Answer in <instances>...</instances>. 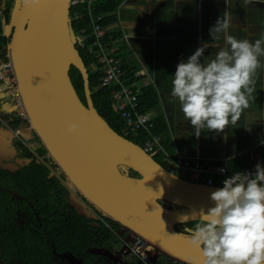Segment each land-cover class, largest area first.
Wrapping results in <instances>:
<instances>
[{
	"label": "water",
	"instance_id": "1",
	"mask_svg": "<svg viewBox=\"0 0 264 264\" xmlns=\"http://www.w3.org/2000/svg\"><path fill=\"white\" fill-rule=\"evenodd\" d=\"M71 0H22L8 48L17 91L34 132L79 197L121 229L180 264H204L176 230L215 206L207 187L184 180L118 135L97 113L88 70L71 32ZM82 75L86 107L70 79ZM72 123L79 125L68 132ZM131 170L141 178L122 172ZM164 201L177 211L165 207Z\"/></svg>",
	"mask_w": 264,
	"mask_h": 264
},
{
	"label": "trees",
	"instance_id": "2",
	"mask_svg": "<svg viewBox=\"0 0 264 264\" xmlns=\"http://www.w3.org/2000/svg\"><path fill=\"white\" fill-rule=\"evenodd\" d=\"M123 1L98 0L94 12L102 15L103 27L107 28L117 21V10ZM21 2L22 0H0V63L8 62V48ZM70 27L71 31L74 30L79 35L75 47L88 69L93 65V59L88 54L89 41L85 40L92 30L90 17L85 13L82 20L71 22ZM82 30L86 31L85 34H82ZM122 71L123 86L130 87L139 82V78L135 77L137 71L134 69H127L122 63ZM88 75L94 107L118 135L144 149L148 141L169 131L166 117L158 115L152 117L154 125L150 130H141L134 136L125 128L115 110L111 97L114 88H103L100 74L95 73L91 77L88 71ZM70 79L79 99L86 107L83 78L74 67L71 68ZM138 101V113L150 114L160 106L154 87L142 89ZM26 127H29L28 122L19 116L12 96L10 97L8 92L0 93V128L5 129L10 148L18 149V155L25 161L17 170L0 167V264H71L67 256L81 264H95L99 261L104 263V260L110 264H142L132 256L116 257V247L120 245V241L114 230L121 227L105 216L98 218L88 206L80 203L78 193L69 185L58 166L52 159L45 158L48 152L34 132L31 142L33 138L36 141L32 147L22 138L15 136L18 130ZM162 147L164 153L153 159L169 170L164 162L166 155L175 160L178 158L174 157V149L168 141H163ZM258 151L264 166V146ZM218 165L227 168L228 175L222 178L224 180L236 172L255 171L251 154ZM122 172L133 178H141L139 174L128 169ZM218 179L220 178L215 182ZM160 203L170 209L187 211L168 205L164 201ZM198 222L200 221L179 224L176 230L189 235L184 229L194 228ZM156 264L180 263L164 257Z\"/></svg>",
	"mask_w": 264,
	"mask_h": 264
},
{
	"label": "crops",
	"instance_id": "3",
	"mask_svg": "<svg viewBox=\"0 0 264 264\" xmlns=\"http://www.w3.org/2000/svg\"><path fill=\"white\" fill-rule=\"evenodd\" d=\"M225 13L230 22L228 35L252 42L264 39V0H124L118 7L117 21L107 27L114 37L111 52L127 69L137 71V87L156 89L160 106L150 115L166 117L169 131L161 136L162 143H170L175 158L200 159L217 165L247 154L254 162L260 158L258 150L264 146V57L260 58L262 67L257 70L248 108L224 132L205 129L197 138L179 100L171 94L181 60L186 61L207 43L209 47L201 57L203 63L205 58H214L219 47L224 46V33L219 34L218 47L211 46L210 30ZM18 131L24 136L27 131L32 139L27 128ZM167 157L164 162L173 171Z\"/></svg>",
	"mask_w": 264,
	"mask_h": 264
},
{
	"label": "clouds",
	"instance_id": "4",
	"mask_svg": "<svg viewBox=\"0 0 264 264\" xmlns=\"http://www.w3.org/2000/svg\"><path fill=\"white\" fill-rule=\"evenodd\" d=\"M229 18L225 13L211 28L212 47H218L224 33V46L214 58L201 62L209 44L196 49L177 65L172 80V96L195 128L224 132L235 125L248 108L254 91L257 70L262 67L264 39L254 42L228 35ZM79 125L72 123L68 132ZM215 206L201 212L194 228H185L188 243L199 249L204 264H264V166L252 172H236L211 193Z\"/></svg>",
	"mask_w": 264,
	"mask_h": 264
},
{
	"label": "built area",
	"instance_id": "5",
	"mask_svg": "<svg viewBox=\"0 0 264 264\" xmlns=\"http://www.w3.org/2000/svg\"><path fill=\"white\" fill-rule=\"evenodd\" d=\"M97 2L98 0H71L70 7L72 14H70V17L72 15L74 21L82 20L85 13L90 17L92 30L90 35L85 37V40L89 41L88 54L93 59L92 69L96 70L98 74L101 75L103 88H114V90L111 91V97L115 110L124 122L125 128L134 136H137L139 131L150 130L153 127V118L149 113L137 112L139 108L138 98L141 92V89L137 87V83L130 87L122 85V79L124 77L122 63L120 59L113 56L110 50L111 43L114 41L113 35L108 32L106 27H103L102 15H97L94 12V6ZM81 8H84L85 13L81 11ZM85 32V30H82V34H85ZM115 88L117 89L115 90ZM7 92L14 98L19 116L27 121V116L17 91L13 69L9 61L7 63H0V93ZM26 128L31 131L29 127ZM20 133V131H17L16 136L22 138L24 142L30 140L27 135L24 136ZM32 146H34V144L29 143V147ZM143 150L152 158L160 153H164L162 137L156 136L148 141ZM45 158H50L49 154L45 156ZM167 161L173 172L180 174V178H190L188 181L202 184L207 187H215V180L217 178H223L228 175V171L225 167L218 166L217 164H206L200 159L175 160L171 157H167ZM79 199L80 201L82 200L80 197ZM85 205L89 207L95 216L101 219L103 218V215L87 202H85ZM123 231L125 232L124 235L117 234V238L123 243V247L118 255L119 257L132 256L137 258L142 264H156L163 260L165 256L157 249L150 246L146 240L126 230ZM125 234L127 235L126 240L123 239Z\"/></svg>",
	"mask_w": 264,
	"mask_h": 264
},
{
	"label": "rangeland",
	"instance_id": "6",
	"mask_svg": "<svg viewBox=\"0 0 264 264\" xmlns=\"http://www.w3.org/2000/svg\"><path fill=\"white\" fill-rule=\"evenodd\" d=\"M81 11H84V8H81ZM71 14H72V11H71ZM71 22H74L72 15H71ZM71 32H73L72 33V37H73L74 42L75 41L76 42L79 41V37H78L79 35L76 34V32L74 30H72ZM88 71H89L91 77H93L95 75V73H98L96 70H93L92 67L88 68ZM25 135H27V131L25 132ZM30 140L28 141V143L31 142ZM35 141H36V139L33 138V142H35ZM25 142H27V141H25ZM10 146H11V144L9 143V140L6 137L5 129H3L2 132H0V167H4V168L10 169V170H17L18 168H20L21 166L24 165L25 161H24V159L22 157L19 156L20 155L19 150L16 149V148L15 149L14 148H10ZM258 163L263 166V162L261 161L259 156L256 158V160L254 162V164H255L254 170H256V165ZM173 173H175L178 177H180L179 173H176V172H173ZM184 179L185 180H189L190 178H184ZM223 181H224V179H222V178L218 179L215 182V187L217 186V187L222 188ZM124 233L125 232L122 229H120V228H115V230H114V234L116 236H117V234L124 235ZM123 239H125V240L127 239V235L126 234H125ZM122 247H123V243H122V241H120V245H118L116 247L117 250H118L116 257H119L118 255H119V252L122 249ZM66 258L68 259V261L71 264H79L78 262L74 261L70 256H67ZM99 263L100 264H110L109 262H107L105 260H104V263L100 262V261H99ZM99 263H95V264H99Z\"/></svg>",
	"mask_w": 264,
	"mask_h": 264
},
{
	"label": "bare ground",
	"instance_id": "7",
	"mask_svg": "<svg viewBox=\"0 0 264 264\" xmlns=\"http://www.w3.org/2000/svg\"><path fill=\"white\" fill-rule=\"evenodd\" d=\"M73 33V32H72Z\"/></svg>",
	"mask_w": 264,
	"mask_h": 264
},
{
	"label": "flooded vegetation",
	"instance_id": "8",
	"mask_svg": "<svg viewBox=\"0 0 264 264\" xmlns=\"http://www.w3.org/2000/svg\"><path fill=\"white\" fill-rule=\"evenodd\" d=\"M71 72V71H70Z\"/></svg>",
	"mask_w": 264,
	"mask_h": 264
}]
</instances>
